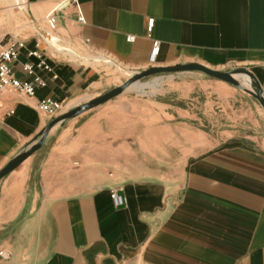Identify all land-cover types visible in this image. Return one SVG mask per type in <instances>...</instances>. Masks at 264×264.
Segmentation results:
<instances>
[{
	"label": "crops",
	"instance_id": "1",
	"mask_svg": "<svg viewBox=\"0 0 264 264\" xmlns=\"http://www.w3.org/2000/svg\"><path fill=\"white\" fill-rule=\"evenodd\" d=\"M18 2L0 0V48L16 46L34 95H0V169L52 119L38 101L63 113L107 91L108 62L146 69L154 40L153 67L245 68L264 96V0H22L25 15ZM106 103L0 179V264H264V124L213 133L181 106Z\"/></svg>",
	"mask_w": 264,
	"mask_h": 264
},
{
	"label": "rangeland",
	"instance_id": "2",
	"mask_svg": "<svg viewBox=\"0 0 264 264\" xmlns=\"http://www.w3.org/2000/svg\"><path fill=\"white\" fill-rule=\"evenodd\" d=\"M84 56L90 57L86 54ZM108 65L106 72L115 77V86L125 82L131 74L110 61ZM238 81L242 84L240 79ZM141 85L144 87L141 88ZM247 88H252V85L250 84ZM125 100H129L126 102L127 106H135L141 100H157L188 108L197 117V122H201V127L211 129L213 133L219 132L226 124L238 122L240 119H243L241 124H250V119H253L259 124L260 129H263L264 124V111L250 94L229 83L196 71L149 76L132 84L105 105L112 109L123 108L126 105ZM209 113L211 114L209 120L204 122L203 116ZM49 146L50 143L45 148ZM43 153L44 150L40 152V155Z\"/></svg>",
	"mask_w": 264,
	"mask_h": 264
},
{
	"label": "water",
	"instance_id": "3",
	"mask_svg": "<svg viewBox=\"0 0 264 264\" xmlns=\"http://www.w3.org/2000/svg\"><path fill=\"white\" fill-rule=\"evenodd\" d=\"M200 72L209 77L224 81L229 83L235 87H238L248 94H250L262 107L264 110V96L261 92L260 87L254 80L253 75L246 70L245 68H233L225 71L211 69L199 63L188 62L181 63L173 66L167 67H148L141 71L132 72L128 79L114 86L107 91L92 97L78 105L70 107L68 110L60 113L57 116L52 117V119L39 131V133L20 151H18L1 169H0V179L9 174L11 171L16 169L22 162H24L28 157L38 151L44 142L46 141L49 132L58 124H62L63 122L72 119L94 107L102 105L109 100L114 99L123 93L129 86L140 81L141 79L147 78L149 76L164 74V73H177V72ZM245 74L250 77L252 88H247L242 85L238 79L235 77L236 75Z\"/></svg>",
	"mask_w": 264,
	"mask_h": 264
},
{
	"label": "built area",
	"instance_id": "4",
	"mask_svg": "<svg viewBox=\"0 0 264 264\" xmlns=\"http://www.w3.org/2000/svg\"><path fill=\"white\" fill-rule=\"evenodd\" d=\"M78 20L82 21V17L78 16ZM153 25V19H148L147 27L148 30L151 29ZM129 40L133 37H128ZM21 46V43H19ZM159 50V42L154 40L152 42L151 51L149 54V66L153 67L155 57ZM31 54L38 55L36 51H32ZM18 56V51L15 45H11L6 48H0V95L3 92H17L26 95L27 97H32L34 95V84L27 80H21L17 78L12 71V64ZM40 64H44L43 61ZM32 65L30 63H24L23 70L30 72ZM38 84H42L40 80L37 81ZM37 108L44 115L51 117L59 115L63 110V103L61 101L53 99H42L36 103ZM110 197L114 206H123L125 204V197L118 189H111ZM10 252L5 248H0V258L3 260H8L10 258Z\"/></svg>",
	"mask_w": 264,
	"mask_h": 264
},
{
	"label": "bare ground",
	"instance_id": "5",
	"mask_svg": "<svg viewBox=\"0 0 264 264\" xmlns=\"http://www.w3.org/2000/svg\"><path fill=\"white\" fill-rule=\"evenodd\" d=\"M17 6L21 9L22 13L25 15L26 10L24 8V6H22V0H19ZM48 41V40H47ZM53 43V42H52ZM236 78L240 79L242 81V84L245 87H250L251 84V79L249 76L245 75V74H240V75H236Z\"/></svg>",
	"mask_w": 264,
	"mask_h": 264
}]
</instances>
